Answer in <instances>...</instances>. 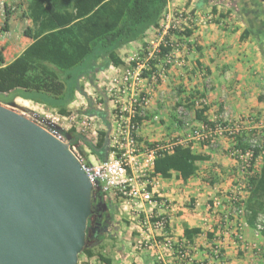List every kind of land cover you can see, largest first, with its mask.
I'll list each match as a JSON object with an SVG mask.
<instances>
[{"label": "crops", "instance_id": "obj_1", "mask_svg": "<svg viewBox=\"0 0 264 264\" xmlns=\"http://www.w3.org/2000/svg\"><path fill=\"white\" fill-rule=\"evenodd\" d=\"M30 1L0 2V40L13 43L18 49L16 56L23 51L20 49L21 43L28 39L22 37L20 27L31 23ZM213 8L218 13L229 12V16L217 23L212 19L217 16L213 14ZM166 10L170 13L179 10L189 12L193 17L189 28L191 35L180 37L185 51L176 52L175 58L182 56L184 62L180 65L174 63L153 93L149 108L150 113L155 115L153 119L146 116L141 118L140 140L149 144L168 134L188 135L190 130L179 128L180 121L175 116L184 106L187 110L193 106L192 118L197 125L203 124L196 118L199 99L191 97L193 90L195 94L206 98L208 110L204 115L211 122L221 119L237 120L255 113L263 116L264 0H172ZM225 21L227 23L223 25ZM153 30L156 27L150 28L146 34ZM141 40L143 39L120 50L126 65L109 66L80 79L79 85L84 87L82 91H77L76 99L69 106L73 113H79L78 106H82L81 110L85 112L83 115L97 116L86 111L85 96L89 90L85 86L96 88V85H121V76L128 65L124 52L133 49ZM143 82L137 85H142ZM16 100L42 105L21 97ZM159 116L163 118L161 122L156 121ZM247 135L248 132L245 134L246 139ZM231 144L227 137H222L215 146L190 143L188 146L193 153L204 155L207 159L198 162L196 173L187 179L180 177L175 170L167 178L153 175L154 183L149 189L157 199L156 203H134L133 200L110 197L108 200L116 209L114 213H109L113 227L100 236L102 240L96 246L97 251L109 258L111 264H176L171 251L158 245V242L161 243L169 236L174 241L188 243L194 258L202 262H211V245L218 241L224 248L229 264H249L253 256L249 245L252 243L255 246L252 241L253 231L259 236L250 224H257L258 218H252L248 207L245 223L240 221L242 219L238 214L233 213V203L229 199L241 184L239 181L242 174L238 162L229 155ZM245 193L249 204L250 189L246 184L242 196ZM215 197L222 201L216 209L212 208ZM149 215H164L169 218L170 223L165 233L148 229L146 221ZM239 222L245 225L247 243L237 240L233 235L232 229ZM186 229H199L200 232L188 238L185 235ZM150 236L153 241H157L155 246H145V241ZM245 249L250 251L244 252ZM84 264L105 263L97 256L86 255Z\"/></svg>", "mask_w": 264, "mask_h": 264}, {"label": "trees", "instance_id": "obj_2", "mask_svg": "<svg viewBox=\"0 0 264 264\" xmlns=\"http://www.w3.org/2000/svg\"><path fill=\"white\" fill-rule=\"evenodd\" d=\"M171 1L31 0V23L20 27L22 37L28 38L21 43L20 49L23 51L16 56L18 49L14 44L0 40V103L13 106L15 100L21 97L55 109L62 115L71 114L69 106L76 99L77 91H82L84 87L79 85L80 79L109 66L126 65L120 50L141 39L150 28L158 27ZM212 12L219 17L217 23L229 14L218 13L216 8ZM190 35L191 30H188L186 36ZM162 50L165 54L170 48L162 47ZM133 64L135 67L136 62ZM207 110V104L197 107L196 118L213 125L214 122L204 115ZM87 112L102 117L107 127L111 125L103 111L96 109ZM65 134L71 146L82 142L100 161L107 159L110 152L109 148L107 150V131L99 133V145H94L75 128ZM237 140L244 149L248 146L244 134L238 136ZM261 153L263 160L260 170L249 175L248 208L253 219H257L260 211H264V149H255V159ZM206 159L204 155L193 153L190 146L176 145L169 152L156 157L152 175L167 178L175 170L180 177L187 179L196 173L198 162ZM99 202L105 203L106 209L102 204L99 206ZM98 208L109 213L108 205L101 195L96 197L95 211L89 218L87 242L81 254L97 256L101 262L111 264L109 258L96 250L102 237L94 238L91 235L92 221ZM198 232L199 229H186L185 235L191 238Z\"/></svg>", "mask_w": 264, "mask_h": 264}, {"label": "water", "instance_id": "obj_3", "mask_svg": "<svg viewBox=\"0 0 264 264\" xmlns=\"http://www.w3.org/2000/svg\"><path fill=\"white\" fill-rule=\"evenodd\" d=\"M95 202L70 143L0 104V264H78Z\"/></svg>", "mask_w": 264, "mask_h": 264}, {"label": "built area", "instance_id": "obj_4", "mask_svg": "<svg viewBox=\"0 0 264 264\" xmlns=\"http://www.w3.org/2000/svg\"><path fill=\"white\" fill-rule=\"evenodd\" d=\"M165 15V33L172 29L181 30L185 26L191 28L193 17L189 12L179 10L170 13L166 10L163 19ZM164 46L170 48L165 54H163L161 45L149 54V58L156 59L161 63L156 70L150 69L149 78L153 87L164 76L166 67L172 66L176 62L179 65L184 62L182 56L175 58L176 52L185 51L184 45L178 39L176 42ZM145 68L148 67L141 64L134 69H126L122 75L121 85L125 89L130 87L132 93L128 101L119 103L116 106L110 138L111 148L107 159L92 165L88 164L75 150L76 145L71 146L85 167L93 184L96 197L101 195L105 200L115 197L122 200H133L134 203H156L157 199L149 189L154 183L152 173L156 157L164 152H169L176 145L188 146L192 142L215 146L222 137L231 140L229 155L238 162L241 173L246 174V177H248L254 165L255 149L259 147V143L256 140L248 141V146L244 149L239 145L237 137L245 135L254 125L256 121L254 116L248 115L237 120L221 119L214 121L213 125L203 123L199 127L193 128L186 138L149 144L140 140V121L137 118L145 117L150 93L148 89L145 90V87H140L137 91V87L134 86L143 80L141 73ZM197 103L198 107H203L207 104L206 98L199 99ZM38 108L39 111L35 109V111L29 112L26 117L58 139L70 143L68 138L63 135L60 126L63 120L73 118L72 113L62 115L57 110L48 108L43 104L38 105ZM244 185H238L229 199L233 203V213L236 215L237 209L240 208L238 202L242 199ZM221 204V198H213L212 208L216 209ZM169 223L170 220L167 216L149 215L146 226L151 231L165 233ZM258 227L261 228L259 225ZM241 229L242 227L238 223L232 229L237 240L243 239ZM156 243L157 241H153L150 236L146 239L145 246L152 247ZM158 245L171 251L176 264H229L224 248L218 241L211 245V262L208 263L194 258L192 248L188 243L174 241L169 236H166L161 243L158 242Z\"/></svg>", "mask_w": 264, "mask_h": 264}, {"label": "rangeland", "instance_id": "obj_5", "mask_svg": "<svg viewBox=\"0 0 264 264\" xmlns=\"http://www.w3.org/2000/svg\"><path fill=\"white\" fill-rule=\"evenodd\" d=\"M227 16H229V14H226ZM219 19L218 15L214 16L212 19L213 21L216 22V19ZM163 19V18H162ZM221 20V19H220ZM227 23L226 21L223 23V25ZM165 24H166V15L164 16V19L161 21V23H159L158 27H156V30H153L151 32H149L148 34H146L145 36H143L141 39V42L135 46L133 49L128 50L127 52H124V56L128 59V65L126 67L129 69H133L136 68L138 65L141 64H145L148 68H145L143 70V72L141 73L142 75V81L143 84L141 86H134L137 87V91L138 88L140 89V87H145V90L148 89L149 90V101L151 98H153V93L156 92V88L158 85H160L165 77L167 76V72L168 70H170L171 66L166 67V72L164 74V76L158 81L157 85H155L153 87V84L150 81L149 75L151 73L150 69L156 70L157 67L161 64L160 62H158V60L153 59V58H149V54L152 53L154 51V49L158 46L161 45V47H168V46H164L165 44H169L171 42H176L177 39H180L179 41L181 42V38L180 37H186V33L189 30L188 27H184L181 30H177V29H172L170 31H168L167 33L164 32L165 29ZM222 27V26H221ZM175 36V37H174ZM174 37V38H173ZM183 44V43H182ZM169 48V47H168ZM133 62H136V66L133 67L132 65ZM132 64V65H131ZM146 71V72H145ZM145 72V73H144ZM124 73V71H123ZM146 74V75H145ZM123 75V74H122ZM122 78V76H121ZM96 88L91 87V85H86L85 89L87 88L89 90V93H87V96L89 95L90 97L88 98L86 97V111L90 110V111H94V110H100L103 111L105 113V115L107 116L106 119H109L110 121V126L107 127L104 123V119L100 116H90V115H83V110L82 106H78V112H71L73 118H69L67 120H63V122L61 123V130L63 135L66 137L65 132H67L70 128H75L77 132L81 133L82 135H84L87 139H89L94 145H99V133L101 131H107V140L110 141L111 138V131L113 128V114H115V109L116 106L119 105V103H123L124 101H128L130 99L131 93H132V89L130 87H127V89H125V87L123 85H118L117 87L112 86V85H96ZM126 90V91H125ZM125 91V92H124ZM183 91V90H182ZM195 91V90H193ZM192 91L191 93V97H197L201 99V96L198 94H195ZM182 93V92H181ZM174 98V97H173ZM84 99V96H83ZM3 104L4 106L10 107L13 110L19 112L20 114L26 116L29 112L35 111V109H37L38 111L40 110L38 108L37 105L32 104V103H25L22 100H15L14 105H7L4 103H0ZM15 107V108H14ZM85 107V106H84ZM190 109L187 110V107H182L180 108V112H178V114L176 113L175 116H177L178 120L180 122H178V127H182V129H188V130H192L193 128H197L200 125H197L194 121V119L192 118V113L191 111L193 110V107H189ZM155 113H150V108H149V103L147 105V109L145 110V116L147 118L151 117L153 119ZM161 115V114H160ZM254 116L256 121L254 123V125L249 129L248 131V135H247V141H251V140H256L259 143V148L262 150L264 149V115L263 116H259V114H254L251 115ZM75 118V120H73ZM242 118V117H240ZM163 118H161V116L158 117V119H156V121H162ZM174 122L175 119H174ZM179 127V128H180ZM190 131L188 133H190ZM175 137H180V138H186L188 137L187 134L184 135H165V136H161L160 138H158V140H152L149 143H153V142H165L168 140H173V139H177ZM67 138V137H66ZM108 148H111V142H109V144L107 145ZM75 150L77 151V153L84 159V161L88 164H95L97 161H99L98 157L92 153V151L90 150V148L80 142L79 144H77L75 146ZM262 153L254 160V165L253 168L251 169V172L249 173L250 175H253L254 173H257L260 170V167L262 165ZM240 169V168H239ZM241 172V171H240ZM242 174V173H240ZM243 175V174H242ZM250 181V176L246 177V174L243 175V177L240 178L239 183L243 184H248L247 187L249 186V181ZM109 198L106 199V203H108V211L109 213H114L115 206L110 204V199ZM247 194L245 193L242 196V199L239 203L240 208L237 209V214L240 216V218L242 220V222H247L246 220V208L248 207V203H247ZM135 207V205H133ZM235 206V205H234ZM117 208V207H116ZM249 210V209H248ZM249 221V220H248ZM242 222H239V226L242 227L241 232L243 235V239L239 240V241H244L245 243L248 242L247 239H245V229ZM257 224H250L252 226H254V229L257 230V233L259 236L255 235V231H253V239L252 241L255 242V246L251 243V245H249V249L252 251L251 254L253 255L251 259V261L249 262V264H264V211H260V216L258 217ZM261 226V228L258 227ZM256 226V227H255ZM249 249H245L244 252L248 251ZM96 250H98L96 248ZM249 250V251H250ZM86 255L85 254H81L79 257V262L78 264H84V259H85Z\"/></svg>", "mask_w": 264, "mask_h": 264}, {"label": "flooded vegetation", "instance_id": "obj_6", "mask_svg": "<svg viewBox=\"0 0 264 264\" xmlns=\"http://www.w3.org/2000/svg\"><path fill=\"white\" fill-rule=\"evenodd\" d=\"M101 209L102 208H98L96 210L95 217L92 221L91 235L94 238H99L100 236L105 235L109 232L111 227H113L109 213H107V210L102 211Z\"/></svg>", "mask_w": 264, "mask_h": 264}, {"label": "bare ground", "instance_id": "obj_7", "mask_svg": "<svg viewBox=\"0 0 264 264\" xmlns=\"http://www.w3.org/2000/svg\"><path fill=\"white\" fill-rule=\"evenodd\" d=\"M10 108V107H9ZM15 108V107H14ZM10 109H12V108H10Z\"/></svg>", "mask_w": 264, "mask_h": 264}]
</instances>
